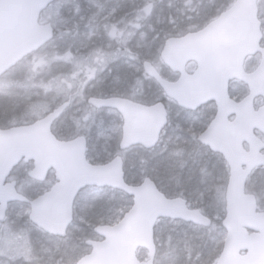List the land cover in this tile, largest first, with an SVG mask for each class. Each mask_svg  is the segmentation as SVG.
<instances>
[{"label":"water","instance_id":"1","mask_svg":"<svg viewBox=\"0 0 264 264\" xmlns=\"http://www.w3.org/2000/svg\"><path fill=\"white\" fill-rule=\"evenodd\" d=\"M55 1L0 0V79L54 40L52 25H41L40 19ZM258 2L236 0L202 30L167 40L160 59L179 75L177 81L165 80L149 62L143 65L145 76L179 108L196 112L209 103L216 106L214 120L198 137L211 153L222 156L229 169L222 221L226 236L215 264H264V212L259 211L256 197L246 192L252 173L264 169V141L255 136L259 132L264 137V106L257 111L254 107L256 99L264 100V36ZM257 55L259 66L246 72V61ZM190 64L196 66L192 74L187 72ZM234 82L248 89L240 102L230 96ZM88 104L119 114L120 152L133 147L154 149L168 125V112L161 102L146 106L123 98H91ZM68 106L62 104L31 125L0 129V222L6 219L10 204H25L32 224L48 235L65 238L82 190L108 188L130 197L129 212L115 225L96 227L94 233L101 241H88L91 253L77 264H155V227L160 220L211 227V219L189 209L182 198L168 199L151 179L129 185L121 156L106 165H93L87 161L84 137L57 140L52 128ZM22 162L33 163L31 180L43 183L54 171L56 184L43 196L28 200L17 192L16 182H7ZM139 250L148 253V260H138Z\"/></svg>","mask_w":264,"mask_h":264},{"label":"trees","instance_id":"2","mask_svg":"<svg viewBox=\"0 0 264 264\" xmlns=\"http://www.w3.org/2000/svg\"><path fill=\"white\" fill-rule=\"evenodd\" d=\"M233 1L234 0H223L224 3H217L221 5L213 7V19L225 11ZM130 14H132L131 17ZM135 15L141 19L142 16H147V12L142 8L137 9L130 7L129 0H56L41 17L42 22L51 24L55 29L54 41L38 53L20 63L0 82V127L10 128L33 123L64 102L76 103L80 101L81 104L86 103L85 98L87 99L88 96L86 93L84 94L82 92L84 87L88 85L89 80L82 79L80 83H77L76 79H72V82L77 83L76 90L63 97H61V95L57 96L59 91L56 90L57 87L52 83L57 79V74L55 73L57 68L67 67L70 69L75 66L71 62L74 61V59L71 61L62 60L57 54L59 40L63 38L66 41L67 49H74L76 47L80 49L79 53H75L78 57H81L84 65L88 63L93 67H102L104 65L113 67L114 64L120 65L121 70L115 75V79L119 83L125 84L126 79L130 76L129 70H131V75L133 70L134 79L131 86L133 97L137 101H144L146 104L162 102L166 105L168 110L171 111L173 117L176 116V120H172L169 123L172 126H169L165 131V133L168 132V134L164 136V145H159L152 151L134 148L127 152V160L125 161V178L127 183L137 185L143 179L151 178L157 184L167 172H170L171 175H175L173 178L176 176L179 178L183 176V181L187 180L191 182L192 178L196 180V176L203 170H207L211 165L209 163L202 164L199 168L196 153L199 149H202V147L197 143L196 139L203 130L206 122L210 119L213 113L212 108H208L207 111L204 112V115L201 116L204 118L205 124L200 120L201 117L195 120L196 115L194 113H187L176 105L169 103L156 83L144 76V63L157 60L165 42L155 41L154 37L147 29L142 31V29L145 28L144 25H140L138 29L135 28L137 24L134 20ZM210 21L211 20L201 22L192 20L188 29L196 32ZM151 23L153 24L154 22ZM91 31H93L96 36L89 39L85 35ZM186 32L187 30L182 31V28H180L177 33L171 34V36H181L186 34ZM73 37L75 39H72ZM143 37H145L143 46L148 45L150 48L149 51H147L151 53L149 57L143 53L146 51L145 49H143V51L139 49ZM70 51L72 52V50ZM38 59H43L44 63L42 66L36 65L33 68V63H37ZM35 69L36 72L33 74V70ZM40 70L48 73L45 75H38L37 72ZM159 71L161 76L167 80H173L175 77L174 74L171 75L163 66ZM66 73V71L62 72V74ZM59 74L62 75L61 72ZM37 81H39L42 86L36 87ZM109 83L110 82L107 81L105 84L108 85ZM241 88L242 92H231L232 98L239 97L241 94L245 93V88L242 86ZM118 95H121V93L117 91L113 92L105 86L104 89L91 96L105 97ZM41 104L43 105V109L40 107L38 114L34 115V118H31V107H37L38 110ZM107 114L111 118L110 125H108L107 128V134L109 135L114 132V135L120 139L121 120L116 112L104 111L103 114L93 113L90 115L85 110L73 115L72 125H68V132L63 135L64 138L71 139L77 135H86L90 138L98 137L99 140L95 141L93 139V141L99 145H103L106 140L105 136L102 134L104 123L100 119L103 118V115L105 118ZM85 116L88 117L87 120ZM96 116L99 117L97 118ZM54 133L58 135L57 132ZM87 133L90 134L87 135ZM167 137L168 141H170L169 144H166V142H168L166 141ZM101 139H104V142H102ZM108 146V153L113 155L117 152L118 141L115 139L111 140ZM98 151L101 152L102 149H98ZM90 154H92V152ZM210 155L214 156L212 154ZM134 158L137 160L135 163L137 173L135 176L133 175L131 177L128 169L129 163ZM108 159L110 160V158ZM219 159L221 161H219ZM101 161L105 163V160ZM222 161V158L219 157V164H221ZM259 171L264 170L261 169L258 170V172ZM188 173L189 177L187 178ZM194 180L192 182H194ZM184 188L187 189L186 186H184ZM34 190L35 195L42 193V190H37L36 185ZM247 190H249L248 185ZM107 192L114 195L115 200L120 202V206H124V208L120 209L121 211L118 215L121 218L128 211L131 200L123 193L108 189ZM163 193L167 194L165 192ZM184 195L188 196L186 193ZM14 207L16 206L11 207V211ZM113 207L114 203L111 204L110 208ZM100 211L94 212L93 216L87 221L92 228L100 224L109 223V218L103 216ZM24 220L28 222V217L26 216ZM219 228L221 235L215 240H210L205 236V233H207L209 229L196 228L191 230L199 232L198 236H196L197 239L194 241L186 239L184 241L185 245L182 248L190 247V249H194V256L198 255L200 252L208 253L206 259L211 257L210 260L212 261L214 259L213 262H215L223 247V228L222 226ZM145 255L146 253L141 251L138 256L142 259ZM185 258V256H182V252L178 251L175 255L171 254L170 261H168L167 264H191L193 256L190 257V261H185ZM206 259L203 260V264H208Z\"/></svg>","mask_w":264,"mask_h":264},{"label":"rangeland","instance_id":"3","mask_svg":"<svg viewBox=\"0 0 264 264\" xmlns=\"http://www.w3.org/2000/svg\"><path fill=\"white\" fill-rule=\"evenodd\" d=\"M234 2L235 0L233 3ZM129 3L132 8H142L147 12V16H142L141 19L140 17H137V15L134 16V20L137 22L135 28L138 29L140 25H144L145 28H143L142 31L147 29V31L154 37L155 41L166 42L168 39L181 38L186 34L193 33V31L188 29L192 20L201 22L207 20L212 21L213 7L221 5L217 3L224 2L223 0H129ZM233 3L229 5L228 8H230ZM258 8L259 20L261 21L264 32V0L259 1ZM131 16L132 14H130V17ZM151 22L154 23L152 24ZM180 28H182V31L187 30L186 34L172 37L171 34L177 33ZM85 36L90 39L94 38L96 34L91 31L86 33ZM74 37L72 39H75ZM144 40L145 37L141 39V47H139V49L140 51L145 49L146 51L143 53L149 57L151 53L147 51H149L150 48L148 45L143 46ZM70 50H72V52ZM79 50L80 49L78 47L74 49H67L65 39L61 38L59 40V47L57 49L59 58L66 61L74 59V61L71 62L75 66L70 69L67 67H59L56 69L55 73L57 74V79L52 83L55 87H57L56 90L59 91L57 96L61 95V97H63L74 92L76 90V84L80 83L82 79H87L89 80V83L84 87L82 93H86L88 97L101 91L105 86H107L109 90L121 93L118 97L146 104L144 101H137L133 97V90L131 87L134 79L133 70L132 75L131 70H129L130 76L126 79L125 84L119 83L115 79V75L120 72V65L114 64V68L109 67L108 65L93 67L89 63L84 65L81 57H78L75 53H79ZM43 63V59H38L37 63H33V68L36 65L42 66ZM150 63H152L159 70H161V67L163 66L160 56H158L157 60L151 61ZM259 63V55L250 58L245 67L247 72H252ZM63 71H66L67 73L62 74ZM189 71H192V69H189ZM35 72L36 69L33 70V74ZM60 72L62 75L59 74ZM47 73L48 72L45 73V71L42 70L37 72L38 75H45ZM72 79H76L77 83L72 82ZM107 81L110 82L108 85L105 84ZM36 83V87L42 86L39 81ZM239 91L242 92V88L239 84L232 85L231 92L238 93ZM78 105H81L80 101H77L74 104L72 112L66 115L68 116L67 119H69V121L72 120L73 115L76 113L75 110L78 109ZM40 107L43 109L42 104L39 105L38 110L37 107H31V118H34V115L38 114ZM77 112L80 113V111ZM169 118L170 121L176 120V116L173 117L170 110ZM85 119L87 120L86 116ZM110 119L111 118L108 114L105 115L106 124L110 125ZM169 126L172 125L169 124ZM89 134L90 133H87V135ZM167 134L168 132L163 135L160 145L165 144L164 136ZM114 139L119 141V138L114 135V132L109 135L106 134L105 136L107 144H110L111 140ZM166 141H168V137ZM169 143L170 141L166 142V144ZM94 144L95 142L92 140L89 144V154L92 150H95ZM95 146L97 148L96 144ZM103 152L104 155L108 156L110 159H112L117 153L116 152L115 154L110 155L107 152V148H105ZM126 156V154L122 156L125 161L127 160V158L125 159ZM94 157H92L93 159H89L90 162L96 163L97 159H94ZM213 157L214 156H211L203 149H199L197 151L196 159L199 168L202 164L209 163L211 165L207 170L200 172L196 176V180L192 178L191 182L194 180L192 183L187 180L183 181V176L180 178L177 176L173 178L175 175H171L170 172H167L163 177L164 179L162 178L157 183L158 188L167 193L166 195L169 198L182 197L189 202V207L191 209H199L206 217L212 219L214 225L207 233H205V236L210 240H215L219 237V235H221L219 227H221V223L225 217V190L229 178L226 163L224 161H222L221 164H219V162L215 163L213 161ZM219 161L221 160L219 159ZM136 162L137 160L134 158L129 163L128 172L131 177L133 175L135 176L137 173V169L135 167ZM21 172L22 171H20V173ZM20 173L14 175L12 180H17V175ZM188 177L189 173L187 174V178ZM27 183H24L21 186L19 185L18 189V192L20 191V193L25 196H29L33 191ZM139 183H141V181ZM184 186H186L187 189H185ZM248 186L249 190H247V192L256 196L259 211L264 212V171H256L249 179ZM45 190H47V187ZM104 193L88 192L77 201L75 207V223L72 229L71 238L61 242L47 238L34 226L25 222L24 218L28 216L29 213L28 208L22 206L12 208V211L8 215L5 222L0 223V264H75L80 258H82L83 255L89 253V249L84 243L88 240H99L93 233L90 223H87L90 217L93 216L94 212L96 213L102 209L100 213L106 218H109L108 224L100 225H114L120 220V216L118 215L120 214V209L124 208V206H120V202L115 200L113 194H110L109 192ZM185 193L188 194V196L184 195ZM105 197H107L108 200L103 199ZM103 202H106L104 206L102 204ZM112 203H114V207L110 208ZM130 208L131 206L128 207V210ZM193 229L196 228L180 222L160 221L155 229L158 246L156 264H167L168 261H170L169 259L171 254L175 255L178 251H181L182 256L186 257L185 261H190V257L193 256L191 264H203V260L206 259L208 253L200 252L198 255L194 256V249H190V247L182 248L185 245L184 241L186 239H189V241L197 239L196 236H198L199 232L191 231ZM32 232L36 239H30V233ZM225 236L226 233L223 230L222 244ZM78 238H80V240H77ZM72 242L75 246L67 252V247ZM146 259L147 255L142 258V261H145ZM210 259L211 257L207 258L206 262H208V264H215L216 261L213 262L214 259L212 261Z\"/></svg>","mask_w":264,"mask_h":264},{"label":"flooded vegetation","instance_id":"4","mask_svg":"<svg viewBox=\"0 0 264 264\" xmlns=\"http://www.w3.org/2000/svg\"><path fill=\"white\" fill-rule=\"evenodd\" d=\"M41 24H43L42 22H41ZM262 31H263V28H262ZM263 35H264V32H263ZM262 46L264 47V39H263V42H262ZM248 61V60H247ZM247 61H246V63H245V67H246V64H247ZM163 65V64H162ZM259 65V64H258ZM163 67H164V69H166V70H168L169 72H170V70L168 69V68H166L164 65H163ZM258 67V66H257ZM256 67V68H257ZM256 68L253 70V71H255L256 70ZM189 69H192V71H189ZM187 70H188V72L189 73H192L194 70H195V65L194 64H190L189 66H188V68H187ZM245 70H246V68H245ZM252 71V72H253ZM246 72H247V70H246ZM251 73V72H250ZM170 74L172 75L173 73L172 72H170ZM175 75V74H174ZM7 76V75H6ZM6 76H4V78L6 77ZM176 77V78H175ZM175 77L173 78V80H169L168 79V81H170V82H175V81H177V79H178V75H175ZM4 78H2V79H4ZM167 80V79H166ZM2 80H0V82H1ZM235 84H238V83H235ZM156 85H157V83H156ZM233 85H234V83H233ZM239 85L240 86H242V87H244L245 88V93L244 94H241L239 97H234V98H232V96H231V98L235 101V102H240V101H242L247 95H248V89H247V87L246 86H244V85H242V84H240L239 83ZM158 86V85H157ZM158 88L160 89V87L158 86ZM161 90V89H160ZM162 91V90H161ZM162 93H163V91H162ZM163 95H164V93H163ZM93 96H90V97H88L87 99L85 98V101H86V103H84V104H81V105H78L77 106V108L78 109H76L75 111H76V113H79V112H77V111H80V112H82V111H86L88 114H90V115H92L93 113H97V114H99V113H104V111H106V112H110L111 110H101V111H98V110H96L95 108H93V107H91V106H89L88 105V101H89V99L90 98H92ZM164 97L166 98V96L164 95ZM103 99L104 98H118V96H105V97H102ZM167 99V98H166ZM167 101L169 102V103H171L172 105H176L175 103H173L172 101H170V100H168L167 99ZM156 103H158V102H156ZM156 103H154V104H156ZM68 104H69V107H68V109H67V111L65 112V114L54 124V126H53V128H52V130H53V134L55 135V133L54 132H57L58 133V135H55V137H57L58 138V140H60V141H71V140H73V139H75L76 137H78V136H82V137H84L86 140H87V154H86V156H87V160L89 161V159H93L92 157H94V159H97V161H96V163H94V162H91V164L93 163V164H108L110 161H111V159L109 160L108 158V156H106V155H104V149L105 148H107V152H108V144L105 142L103 145H99V144H97V143H95L96 145H97V148H96V146H95V144H94V149L95 150H92V155H90L89 154V149H90V143H91V141L94 139L95 141H97V140H99L98 139V137L96 138H91L92 140L90 141V137H87L86 135H77V136H75V137H73V138H71V139H65L64 138V136L63 135H65L67 132H68V125H72V120H70L69 121V119H67V117L68 116H66L68 113H70V112H72V110H73V108H74V105L73 104H75V103H69L68 102ZM164 104V103H163ZM164 106H165V108H167L166 107V105L164 104ZM177 106V105H176ZM264 106V100L262 99V98H258V99H256V101H255V103H254V107H255V110L257 111V110H259L261 107H263ZM208 108H212V115H211V117H210V119L208 120V122H206V124H205V120H204V118L203 117H201V116H203L204 115V112L205 111H207V109ZM168 109V108H167ZM183 111H185V110H183ZM112 112H114L115 113V111H112ZM185 112H187V113H194L196 116H195V120H197L198 118H200L201 117V121L205 124V126H204V128H203V130L201 131V133L198 135V137L201 135V134H203L206 130H207V128L209 127V125L211 124V122L214 120V118H215V116H216V106H215V104L214 103H209V104H207V105H205V106H203L202 108H200L198 111H196V112H188V111H185ZM97 118L99 117V116H96ZM103 118H101L100 120L101 121H103V123H104V127H103V132H102V134L104 135V136H106V134L108 133V131H107V128H108V124H106L107 122H106V120H105V118H104V115L102 116ZM87 119H88V117H87ZM234 120V118L233 119H231V121H233ZM168 121H169V123L171 122L170 121V118L168 119ZM169 127V126H168ZM166 131V130H165ZM165 131H164V133H165ZM164 133H163V135H164ZM163 135L161 136V138H160V141H162V138H163ZM255 136H257L259 139H261V140H263L264 141V137H263V135L261 134V133H259V132H255ZM198 137H197V139H196V141H197V143L202 147V149L203 150H207L208 151V153L209 154H212V155H214V157H213V161L215 162V163H218V161H216V160H218V158L220 157L219 155H217V154H213V153H211L210 152V150L209 149H207L205 146H203L201 143H199L198 142ZM102 140V142H104V139H101ZM117 141V140H116ZM120 141H121V137H120V140L118 141V146H117V153H116V156H123V155H125V154H127V152H125V153H123V152H120V150H119V145H120ZM161 143V142H160ZM160 145V144H159ZM158 145V146H159ZM157 146V147H158ZM157 147H155L154 149H156ZM134 148H140V149H143L142 147H134ZM134 148H132V149H134ZM98 149H102V151L99 153L98 152ZM154 149H152V150H154ZM245 149H247V146L245 145ZM131 150V149H130ZM129 150V151H130ZM144 151H152V150H145V149H143ZM88 156H89V158H88ZM109 161H108V160ZM122 159H123V162H124V171H125V160H124V158L122 157ZM125 159H126V157H125ZM101 160H105V163H102V161ZM223 160V159H222ZM32 169H33V163H29V164H25V163H22L18 168H16L14 171H13V173H12V175H11V177L9 178V182L10 181H12V182H16V184H17V188L19 189V185L21 186L22 184H24V183H27V181H28V183L27 184H29V186L33 189V191H32V193L29 195V196H26L27 198H32V199H34V198H37L38 196H41L42 194H45L46 192H48L49 190H51V188L56 184V178H55V173L54 172H52V171H50L49 173H48V176H47V178H46V180L43 182V183H38V182H35V181H33V180H31L30 178H29V174L31 173V171H32ZM20 171H22L21 173H20ZM18 173H20L19 175H17V180H12V177H14V175H16V174H18ZM125 175H126V171H125ZM228 175H229V173H228ZM153 181V180H152ZM154 182V181H153ZM155 183V182H154ZM35 185H36V187H37V190H42V193L41 194H39V195H35L34 193H35V190H34V187H35ZM47 187V190H45V188ZM20 192V191H19ZM88 192H99V193H104V192H107V189H98V188H86V189H84V190H82L80 193H79V195H78V197H77V200H76V203H77V201L84 195V194H86V193H88ZM105 194V193H104ZM103 194V195H104ZM23 195V194H22ZM166 195V194H165ZM25 196V195H24ZM167 196V195H166ZM168 197V196H167ZM178 198V197H177ZM103 199H105V200H108V198L107 197H105V198H103ZM76 203H75V207H76ZM187 203H188V205H189V202L187 201ZM103 204V206H104V204H106V202L104 203H102ZM19 204H12L10 207H9V209H8V212H7V217H6V219L8 218V215L10 214V212H11V207L12 206H18ZM25 207H27L28 209H29V207L28 206H25ZM103 208V207H102ZM162 221H164V220H162ZM5 222V221H4ZM3 223V222H2ZM27 223H29V224H31L30 222H27ZM74 223H75V221H74ZM74 223L72 224V226L69 228V230H68V233H67V237H66V239L64 238V239H61V238H59V237H55V236H51V235H48V234H46V233H44L43 231H41L40 229H38V228H36L38 231H40L41 233H43V235H45L47 238H50V239H54V240H56V241H58V242H61V241H66V240H68L69 238H71V233H72V229H73V226H74ZM32 225V224H31ZM33 226V225H32ZM31 234V237H30V239H36L35 237H34V234H33V232L32 233H30ZM155 237H156V232H155ZM77 240H80V238H78ZM97 241H99V240H97ZM87 242V241H86ZM86 242L84 243L85 244V246L87 247V245H86ZM73 246H75L74 244H73V242L67 247V252H69L72 248H73ZM88 249H89V253L91 252V249L89 248V247H87ZM89 253H87L86 255H88ZM86 255H83L82 257H85ZM158 257V256H157Z\"/></svg>","mask_w":264,"mask_h":264}]
</instances>
